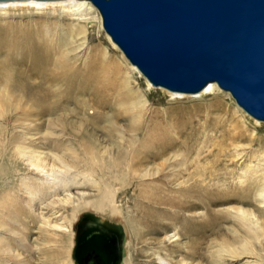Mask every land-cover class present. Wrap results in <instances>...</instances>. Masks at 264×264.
<instances>
[{
  "label": "rangeland",
  "instance_id": "obj_1",
  "mask_svg": "<svg viewBox=\"0 0 264 264\" xmlns=\"http://www.w3.org/2000/svg\"><path fill=\"white\" fill-rule=\"evenodd\" d=\"M84 3L85 5L77 3L80 5L71 6L72 4L67 2L68 8H64L63 3L0 7V24L31 25L33 30H41L45 37L61 51L63 50V56L74 64L75 70L84 71L91 62L95 61L93 63L98 66L105 65L107 69L109 68L108 71L106 70V75L113 81L112 89L107 93L109 101L105 105H101L99 99L97 101L89 92L81 93L74 99L68 98V85L65 79L54 87L56 96L60 98L55 101L61 105L60 111L58 109L54 112L56 115L36 114L38 112L34 108V103L18 96L8 100L10 105L8 102L0 105L3 111L9 106L6 112H1L0 109L1 121L3 120L4 123L2 126L5 127L1 130V134L2 138L4 136L8 138L6 142L8 141L9 146L7 155L0 159V164L7 174L0 175V186L3 183L2 178H7L13 182L15 189L20 188V175L29 173L32 176V173H36L32 164L36 155L57 154L65 157L66 168L61 163H54L51 157L53 171L49 174L52 182L54 180L61 184L73 182L76 186H81L84 180L77 177L75 171L77 169L79 172L88 171L92 175L87 179L84 188L70 190L65 188L59 195H49L45 198L43 206L47 204L49 207L55 206L57 214H54L56 217L54 216L53 219L47 209L44 210L37 204L34 210L36 219L33 221L26 217L22 221L26 230L20 232L30 242L31 248L29 252L19 248L17 239H14L15 253L20 254L19 258L22 260H28L30 257L27 264H50L51 259L57 254L59 258L56 264H76L73 258L76 239L74 227L79 220L81 222L83 215L91 214L123 231L120 264H127L126 261L129 264H163L158 259V254L164 258L166 256V261L171 264H264V209L259 205L256 191L249 204H242L235 200L236 197L231 200L232 196H239L241 192H236L239 194L237 195L234 191L228 190L216 195L212 198L213 204L209 210L215 215L212 220L208 219L210 216L208 214L207 218H202L206 209L199 208L196 213L201 217H192L195 214H191L192 212H177L184 218L183 221L177 223L172 218L162 217L161 224L153 227L154 231L144 224H136L137 235L132 232L129 221L131 219L138 221L142 215L137 202L138 196L140 198L144 191H153V188L147 185L156 183V176L152 174L159 171L163 176L169 175L173 168V171H179L181 165L187 162H183L181 156V160L179 158L174 161L173 156L170 155L164 159L147 161L139 165L135 157L132 158L134 161L131 163L134 170L129 169L130 172H127L125 170L127 162L123 163L120 159L110 161L108 154L111 152L112 155H116L121 152L120 146L126 152L134 145L139 147V142L136 144L132 142L131 112L124 111L126 113L123 114L119 102L126 92L121 86L126 78L130 77L133 90L147 102L140 123L141 131L138 133L140 139H145L148 132L157 128L169 129L173 136L180 140H185L188 135L195 136L194 139L197 140L198 148L202 151V160L207 168L216 166L217 152L222 149L229 154L221 158L225 159V164H232L235 160L233 156L240 154V158L236 159L237 175H243L244 165L247 164L253 167L256 175L264 174V123L255 120L239 108L232 96L218 86L219 92L217 91L216 94L220 98L202 93L194 95L172 93L163 88L153 87L111 41L102 27L99 12L91 3L87 1ZM44 24L48 25L45 29L42 28ZM70 27L80 29L72 32ZM84 32L85 45L80 49ZM114 64L121 66L120 74L114 72ZM53 101L54 98L51 102ZM120 135L121 140L118 139ZM2 143L4 144V141ZM24 149H26L25 153ZM93 153L98 154L96 160L91 159ZM175 155L178 158L179 154L175 153ZM72 156L79 158L76 160L78 163H75ZM241 156L246 157L242 159ZM171 158L172 160L167 161ZM20 159L23 160L25 167ZM142 172L148 173L149 176L141 177ZM164 180H166L165 176ZM163 187L166 185L164 184ZM107 191L115 193L116 203L121 210L123 209L122 214L117 216L112 211L86 208L79 213L80 219L74 222V227L71 229L74 235L68 238L67 233L63 231L68 228L71 220V213L68 210L70 206L66 199L78 197L83 192L89 200L97 201ZM225 193L227 195H224ZM167 209L173 211L170 207ZM245 211L259 219L263 230L259 229L257 224L248 229L240 221L241 214L246 213ZM187 218H191L189 220L193 223L188 224L190 221H187ZM184 220L187 222L185 223ZM55 225L59 226L55 227ZM189 225L193 226L192 228L198 226L199 230L188 229ZM3 231L5 232L0 228V232ZM9 234L6 231L5 235L0 234V237L9 239ZM244 245L252 255L244 251ZM155 251L159 253L154 256L152 254Z\"/></svg>",
  "mask_w": 264,
  "mask_h": 264
},
{
  "label": "bare ground",
  "instance_id": "obj_2",
  "mask_svg": "<svg viewBox=\"0 0 264 264\" xmlns=\"http://www.w3.org/2000/svg\"><path fill=\"white\" fill-rule=\"evenodd\" d=\"M67 2L71 3V6L80 5L77 3L85 5V1L81 0H6L0 1V7L20 4L29 6L39 4L60 5L63 3L64 8H68L66 4ZM47 26L48 25L44 24L42 28L45 29ZM70 28L72 32H77L79 31L78 29H80L76 27ZM85 39L86 34L84 32L82 33V43H80V49H83L82 46L85 45ZM62 51L55 44H53L49 38L45 37L41 30H33L31 25L14 26L13 24L7 23L0 24V105L4 103L6 104L7 102L9 104V99H13V97L18 96L19 98L21 97L27 101H32L35 106L34 108L38 112L36 114L46 115L49 113V115L52 116L54 112H56L58 109L60 111L61 108L60 103L55 101V99L58 97L54 92V87L62 83L63 79L66 80V84L68 85V98L73 97L72 99H74L75 96H79L81 93L83 94L85 92H89L97 101L99 99L101 105L107 104L109 101L107 98V93H109L108 91L112 89L111 87L113 85V81L108 78V75H106V70L108 71L109 68L107 69L105 65L102 67L98 66L96 63H93L95 62L93 61L86 69H84V71L82 70L83 72L80 70H75L74 64L70 61H67L68 59L66 60L62 54ZM103 57H106L105 53ZM113 70L114 72L120 74L122 68L119 64H114ZM127 74L129 75L130 73ZM129 78H126L121 84L126 92L119 102L121 103L120 106L123 112H131L130 128L133 138L132 142L134 144L139 142V147L134 145L130 151L126 152L124 149H121L122 146H120L121 152H118L116 155H112L111 152H108L110 161H116L117 159H120L123 163L127 162V169L125 168L127 172L129 169L132 170L131 163H133V159H135V157L138 159L137 163L139 165L147 161L152 162L156 159H164L170 155L173 156L172 158L174 161L179 160V158L181 160L182 157V161L187 162L186 164L181 165L182 167L181 169L179 168V171H173V168L169 172V175H164L166 180H164V176L160 174L159 171L154 172L153 174L151 173L152 176L157 177H155L156 183L147 185L148 187L153 188V191H144L142 195L139 194L141 195L140 198L138 196L137 202L139 203V209L141 210V218H139L138 221L134 219L129 221L130 228L135 235H137L138 232L136 224H144L154 231L155 229H153V227L161 224L160 222L162 217H166L168 219L172 218L176 220L177 223L181 220L183 221L184 218L181 215H178L177 212H192L191 214L195 213L192 217H201L200 214L196 213V211H198L199 208H205L206 212L208 213L205 212L202 214V218H207L206 216L208 214V216L210 215L208 219L212 220V218L215 217V215L209 211L210 206L213 204L212 198L216 195L223 194L228 190L234 191L235 193L241 192L242 194L240 195L236 193L239 196H232L231 200H234V197H236L235 200L242 202V204H249V202L251 203L252 195L256 191V193H258L259 205L264 209V174H259V176L257 173V177L253 167L247 164L244 165L245 167L242 172L243 175H237L238 161L236 159L240 158V154L233 156L235 160L232 162V164H225V159L221 158L227 157L229 154L221 149L216 155L218 158H216V166L207 168L202 160V151L200 148H198L199 146L197 140L195 141L194 139L195 136L188 135L185 140H180L177 137H174L172 131L169 129L157 128L156 130L148 132L145 135V139H140V135L138 136V133L141 131L140 127L142 125H140V123L142 121L141 119L143 110L144 112L146 111L145 109L147 102L143 97L138 96L137 92L133 90ZM217 86L218 85L216 83H211L200 93L205 95L209 94L213 95L215 98H220L219 95H217L220 88L218 86V89ZM61 96L63 95L61 94ZM53 98L54 101L51 102ZM0 109L2 110L1 112H6L7 110L6 107L5 111H3L2 107ZM1 115L2 113H0V159H2L3 156L7 155L9 152L8 141L6 142L8 138H5V136L2 138L1 134V130L5 128L2 126L4 123L2 122L3 120L1 121ZM120 138H122L121 135L118 137V139ZM3 141L4 144L2 143ZM25 150L26 149L23 151L24 153L26 152ZM33 152L38 153L36 151ZM175 153L179 154L178 158L176 157ZM97 155L98 154L93 153L91 159L96 160ZM51 157L54 163H61L66 168V159L63 155H36V160H32V164L35 168H33V170H36V173H32V176H30L29 173L20 175V188L15 189L13 182H10V180L7 178H2L3 183L0 186V228L5 230V232L8 231L11 235H7L10 240L0 237V264H27L31 258L28 257V260L20 259V254L15 253L16 251L13 247L14 239H17L19 248L26 249L28 252L31 248L30 242L23 233H20L21 230H26L22 221L26 217L31 218L33 221L36 219L34 216V210L37 204L40 208L42 206L44 210L47 209V212H50V216L52 217L51 219H53L55 216L54 214L56 213L55 206L49 207V204L43 206L42 204L45 198L49 195H59L65 190V188L69 190L72 188H84L87 179H90L91 174L88 173V171L79 172V170L76 168L77 171H75V175L77 177H81L82 180H84L81 186H76L73 182H68L66 184L55 182L57 180L52 182L49 174L51 171H53L51 168ZM244 157L246 156H243L242 159ZM72 158H74L75 163L77 162L76 160H79V158H75L73 156ZM172 158L167 159V161L172 160ZM191 159L193 160L191 161ZM247 159L248 158H246V161H248ZM20 160L22 165L25 167L23 160ZM236 165L237 167H235ZM190 169L191 171H189ZM257 172L259 171L257 170ZM132 174L133 173H131V175ZM0 175H7L3 170L2 164H0ZM148 176L149 174L146 172L141 173V177ZM164 184L166 187H163ZM176 186H178V188ZM224 195H227V193ZM66 202L70 206V209L68 210H70L71 213V220L69 222L68 228L64 229L63 231L67 233L66 236L68 238H71V236L74 235V232L71 233V229L74 227V224L76 223L75 221L80 219L79 213L82 210L86 208H93L96 211H112L117 216H120L123 210H121L120 206L117 205L115 193H112L111 191H107V193L97 201L89 200L86 198V193L82 192L78 197L76 196L67 198ZM168 207H170L173 211L167 209ZM245 212L246 213L241 214L242 216L240 217V221H242V223L245 224L248 229L253 228V226L257 224L259 225V229L263 230V227H260L261 222H259V219H256L252 213L247 211ZM24 213H27V215ZM189 219L191 218H187V221ZM187 221L184 220L185 223ZM189 221L190 222L188 224L193 223L191 220ZM79 224L80 220L74 227L76 233ZM57 226L59 225H55V227ZM192 227L193 226L189 225L188 229H191ZM194 227L195 228H192V230H199L198 226ZM5 232H0V234L5 235ZM243 248L244 251L248 253V255L251 254L248 252L246 245H244ZM157 253L159 252L155 251V253L152 255L155 256ZM159 255L160 254H158V259L161 261V263L163 262V264H171L169 261H166V256L164 258ZM58 258L59 255L57 254L54 259H51L50 264H56ZM126 262L129 264L128 261Z\"/></svg>",
  "mask_w": 264,
  "mask_h": 264
},
{
  "label": "water",
  "instance_id": "obj_3",
  "mask_svg": "<svg viewBox=\"0 0 264 264\" xmlns=\"http://www.w3.org/2000/svg\"><path fill=\"white\" fill-rule=\"evenodd\" d=\"M81 1L153 87L194 95L216 83L264 123V0ZM122 238L109 222L83 215L76 264H120Z\"/></svg>",
  "mask_w": 264,
  "mask_h": 264
},
{
  "label": "flooded vegetation",
  "instance_id": "obj_4",
  "mask_svg": "<svg viewBox=\"0 0 264 264\" xmlns=\"http://www.w3.org/2000/svg\"><path fill=\"white\" fill-rule=\"evenodd\" d=\"M76 236H77V233H76ZM104 236H105V234H104ZM103 239H104V237H103ZM84 251L85 250H82L81 255L83 254ZM79 259H80V256H79Z\"/></svg>",
  "mask_w": 264,
  "mask_h": 264
}]
</instances>
